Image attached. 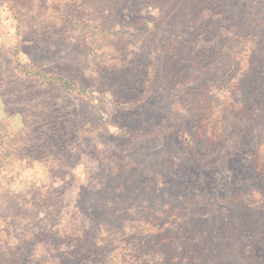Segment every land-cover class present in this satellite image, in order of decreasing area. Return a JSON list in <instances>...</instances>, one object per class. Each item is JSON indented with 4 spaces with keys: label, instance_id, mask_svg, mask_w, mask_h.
I'll return each instance as SVG.
<instances>
[{
    "label": "rangeland",
    "instance_id": "obj_1",
    "mask_svg": "<svg viewBox=\"0 0 264 264\" xmlns=\"http://www.w3.org/2000/svg\"><path fill=\"white\" fill-rule=\"evenodd\" d=\"M121 4L117 17L137 37L123 61L111 63L96 53H84L64 37L40 38L30 20L20 25L24 18L0 0V136L10 172L0 177V218L22 214V227L33 231L34 223L47 225L38 206L44 192L49 191L59 207L56 230L48 227L53 229L49 240L33 245L30 257L20 264H126L129 259L121 261L117 252L123 250L129 258L132 249L133 264H140L151 244L161 240L148 234V223L172 209L190 211L189 217L183 211L187 227L205 219L211 221L209 231L224 233L216 264H255L249 257L255 252L252 244L231 240L229 234L236 231L224 228L214 213L231 215L245 203V213L253 215L252 223L264 232V180L253 165L256 148L264 140V124L251 128L249 143L240 144L223 165L201 167L183 145L182 135L167 132L173 125L189 133L208 131L199 120L198 91L215 77L214 69L222 72L231 62L222 55L209 57L217 41L207 35V28L185 18L192 17V2L157 4L155 53H149L150 33L137 25L146 11L139 12L133 0ZM220 4L248 21L260 20L264 13V0ZM190 26L194 28L189 31ZM181 29L183 48L168 52L170 33ZM205 46L209 51H203ZM200 52L205 56L198 58ZM201 67L204 77L199 76ZM31 70L58 73L79 91L31 79L26 75ZM12 145L15 154L8 153ZM242 187L246 189L241 205L219 202L235 198ZM64 230L80 235V242L60 246ZM130 231L139 233L135 240ZM194 240L191 236L188 245ZM5 244L0 245V260L7 248L20 242L12 235L9 246ZM214 260L204 264H215Z\"/></svg>",
    "mask_w": 264,
    "mask_h": 264
},
{
    "label": "trees",
    "instance_id": "obj_2",
    "mask_svg": "<svg viewBox=\"0 0 264 264\" xmlns=\"http://www.w3.org/2000/svg\"><path fill=\"white\" fill-rule=\"evenodd\" d=\"M123 1L5 0L13 12L24 18L19 20V24L22 25L30 20L31 30L40 35V38L50 40L64 37L76 44L84 53H96L100 60L111 63H121L124 53L132 46V41L137 37V33L127 29L126 23L120 22L119 18L121 17H117ZM133 1L137 2L139 12L146 11V14H142L137 21V25L143 26L150 33L152 41L149 45V53H155V45L159 40L157 36L159 15L156 14V7L159 2L166 0ZM186 1L192 2L193 8L191 9L192 17L187 15L185 18L195 26L200 25L207 28V35L217 41L213 53L209 57L214 60L220 55L226 56L231 63L222 72L214 69L215 77L208 78L198 91L197 96L203 99L199 98L198 100L200 105L199 120L206 125L208 131H202L203 134H199L197 130L189 133L184 127L173 125L167 133H176L177 131V134H181L184 138L183 145L190 148L201 167L210 170L223 165L234 156L240 144L249 143L248 140L252 135L251 128L259 123L264 124V13L259 17L260 20L248 21L246 17H239L237 13L225 9V6L220 4L221 0ZM172 3L175 4L174 1ZM193 28L190 26L188 30ZM181 32L182 29L177 33H170L173 42L168 52L179 53L183 48L181 38L184 37V34ZM185 32H188L187 29ZM200 34L203 35L204 32H200ZM200 38L201 40L205 39L202 36ZM209 39L211 38L209 37L207 41ZM205 50L209 51L207 47L203 49V51ZM199 54L198 58L205 56V53L200 52ZM236 61H238L237 67L234 64ZM241 62L242 65H240ZM204 69L205 67H201L199 70L200 77L206 76ZM26 75L31 79L39 78L49 84L54 82L62 87L79 91L73 86L74 83H71V80L58 73L31 70ZM3 143L4 139L2 140L0 136V177L7 175L4 172L10 173L6 169L7 154L6 150L2 148ZM8 151V153H16L13 145ZM253 163L254 173L264 180V140L256 148ZM255 181L256 179H254ZM37 189L43 192L42 185H37ZM245 189V187L240 188L235 198L231 200L224 198L219 202L226 205L236 202L241 205ZM42 196L38 206L47 225L34 223V230L31 231L22 227L21 222L25 218L22 214L14 215L12 218H0L2 226L0 245L5 242V247L9 246L8 243L12 235H17L20 242L19 246L18 243L15 248L5 250L0 264H20L24 258L30 257L33 245H43L45 241L49 240L53 229H55L54 218H57L59 207L55 204L49 191L44 192ZM244 204L242 205L244 206ZM243 206L240 207L242 211L235 210L231 215L221 212L214 213V215L219 217L224 228L231 226L230 232L236 231L229 234L231 240H234L235 243L242 240L245 246L252 244L255 252L251 253L249 257L255 264H264V232L259 230L260 226H255V223H252L254 216L245 213ZM172 210L171 212H160L161 215L154 218L152 223H148L146 227L149 231L148 234L159 235L161 240L151 244L152 249L150 248L142 257L140 264H204L206 259L213 262L215 254L222 250L223 246L221 245L226 238L224 233L209 231L207 225L211 221H205V219L196 221L193 228L187 227L189 217L187 214L190 211ZM183 211L188 217L183 215ZM162 218L165 220L161 223L159 221ZM48 227L53 229L48 230ZM27 230L28 232H26ZM112 230L116 232V228ZM130 233L134 240L139 235L133 231ZM62 236L65 237L62 238ZM62 236L60 235L58 238L61 242H58L60 246L65 242L72 244L80 242V235L77 233L64 230ZM191 236L195 238L193 246L188 245ZM137 241L139 242L140 239ZM138 247L136 245L135 248ZM57 249L54 245V253L58 251ZM132 250L131 254L133 255ZM117 254L122 258L121 261L129 259L126 264H133L132 255L127 258L123 250ZM109 260L112 262L114 257Z\"/></svg>",
    "mask_w": 264,
    "mask_h": 264
}]
</instances>
